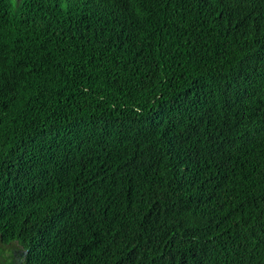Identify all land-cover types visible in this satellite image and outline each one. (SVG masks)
Instances as JSON below:
<instances>
[{
	"label": "trees",
	"instance_id": "16d2710c",
	"mask_svg": "<svg viewBox=\"0 0 264 264\" xmlns=\"http://www.w3.org/2000/svg\"><path fill=\"white\" fill-rule=\"evenodd\" d=\"M0 264H264V0H0Z\"/></svg>",
	"mask_w": 264,
	"mask_h": 264
}]
</instances>
